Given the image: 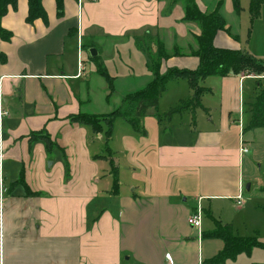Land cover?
<instances>
[{
  "label": "crops",
  "instance_id": "1",
  "mask_svg": "<svg viewBox=\"0 0 264 264\" xmlns=\"http://www.w3.org/2000/svg\"><path fill=\"white\" fill-rule=\"evenodd\" d=\"M195 2L202 13L219 12L225 19L227 30L217 32L214 45L241 50L232 27L251 0ZM42 7L45 20L27 22V0H18L0 19L11 33L9 40L0 38V264H165L167 255L175 264H264L261 240L248 252L216 262L224 243L207 236L218 223L231 225L215 218L212 203L235 201L231 187L244 182L249 152L241 148H248L246 134L257 129H245L247 105L264 88L253 85L252 73L205 78L200 84L208 91L201 106L185 108L165 123L159 114L148 116L154 109L141 118L139 130L116 117L105 145V123L94 133L72 118L119 108L124 95L152 79L149 54L154 52L140 60L119 58L125 67L142 65L143 81L135 90L122 89L130 74L126 68L108 67L109 91L99 65L89 69L90 47L82 42L107 40L114 60L141 36L162 32L185 39L201 29L184 21L181 0H64L59 16L55 0H42ZM79 51L84 71L77 76ZM100 55L97 51L91 58L99 57L106 67L108 53ZM197 65L196 56L177 53L162 61L160 73ZM246 79L251 82L245 92ZM180 84L185 91L175 107L192 95L186 80ZM138 137L151 148L149 165L145 160L139 167L143 178L129 192L118 187L112 193L108 160L102 156L108 148L133 167L128 156ZM256 184L264 191V180ZM196 207L199 228L187 222ZM231 227L235 236L246 238L239 227Z\"/></svg>",
  "mask_w": 264,
  "mask_h": 264
},
{
  "label": "trees",
  "instance_id": "2",
  "mask_svg": "<svg viewBox=\"0 0 264 264\" xmlns=\"http://www.w3.org/2000/svg\"><path fill=\"white\" fill-rule=\"evenodd\" d=\"M17 1L0 0V19L10 7L15 8ZM63 1L55 0L58 16L63 12ZM181 1L184 3V21L194 22L201 29V33L195 38L197 49L193 52V55L198 59L197 67L195 69L168 68L164 73H160V66L162 61L167 59L168 52L162 44H159L157 54H149V69L153 76L152 79L142 88L124 95L119 108L101 116L78 115L72 118L76 122L90 126L94 133L100 132L102 130V123H105L107 127L104 133L105 145H107L111 137L112 122L116 117L123 118L135 130H139L141 118L146 115L149 109H157L160 96L170 80L185 79L189 88L192 90V95L186 102H181L178 106L171 108L167 112L168 116L174 113H180L185 108L194 109L201 106V96L208 89L203 87L200 81L209 76L224 77L229 74L245 75L264 71V64L247 52L214 45L213 40L217 32L226 30L225 19L218 12L202 13L198 9L195 0ZM263 1L251 0L249 12L252 17L256 15ZM27 3L28 13L26 20L28 23H32L38 18L42 20L46 19V13L42 7V0H27ZM10 37L11 33L0 26V38L9 40ZM98 72L105 79L108 90L111 91L113 88V77L100 67H98ZM247 113L249 114V121L245 127L246 130L264 127V88L254 101L247 105ZM44 141L47 145L51 143L48 137H45ZM102 157L108 160L109 172L112 175L111 191L112 193H116L119 189L117 166L108 148ZM207 236L221 238L224 243L222 250L214 258L216 262H221L227 258H234L240 252H248L260 242L256 237L243 238L235 236L230 224L218 223L217 228L208 232Z\"/></svg>",
  "mask_w": 264,
  "mask_h": 264
},
{
  "label": "rangeland",
  "instance_id": "3",
  "mask_svg": "<svg viewBox=\"0 0 264 264\" xmlns=\"http://www.w3.org/2000/svg\"><path fill=\"white\" fill-rule=\"evenodd\" d=\"M219 13V12H218ZM220 14V13H219ZM221 15V14H220ZM222 16V15H221ZM223 17V16H222ZM224 18V17H223ZM226 27V24H225ZM235 33L238 35V41L240 45V49L242 51L247 52L251 56H253L256 60L264 64V1L260 4L258 12L256 15L250 14L248 8L243 9L240 12V15L235 19L234 25L232 27ZM227 30V29H226ZM224 31V30H222ZM197 36H190L185 39H177L171 33H162L158 32L156 34H152L150 36H141L138 41H134L133 44L130 43L129 45L123 47L119 55L116 56V59L110 56V50H113L112 43H107V40L103 41H96V42H82L86 47L94 48L100 52V57L104 55V52L108 53V58L106 67H103L102 60L98 58L90 59L91 63L88 64L90 67L89 69L93 70V67L99 65L101 69H108L111 67L112 69H122L126 68V73L129 72L127 82L122 86V89H132L135 90L140 85V82L143 81L144 72H140L142 70V65L140 63H135L131 66H126L127 63H120L119 58H127V59H136V57L140 59L147 57L146 52H154L157 54L159 44H162L165 50L168 52L167 59L173 57L177 53L184 54L185 56L193 55V52L197 49V42L195 40ZM86 43V44H85ZM96 47V48H95ZM178 47V49H177ZM117 48H121L118 46ZM123 50L126 51V56H124ZM151 50V51H150ZM85 52V49H84ZM83 54H86L83 53ZM89 57L90 55L87 54ZM194 56V55H193ZM91 57V56H90ZM103 58V57H102ZM89 59V58H88ZM127 61V60H126ZM95 62V63H94ZM120 65V67L118 66ZM132 69V70H129ZM93 72V71H92ZM112 74H115V71H109ZM259 74H264V71L261 73H252L250 76H255ZM101 80V77H98ZM215 78V77H213ZM212 78V80H213ZM215 80V79H214ZM251 82V80H245L243 84V89L246 92L247 82ZM174 82H179L178 86L180 88H175ZM180 82H185V80H174L168 82L166 85L167 88L165 89L162 97L160 98L159 104L157 109L151 110L149 113L151 117L157 118V114H159L160 118L163 119V123L169 121L172 116H177L174 113L170 116L167 115V112L174 108L176 103V98L178 95H183L185 91V87L181 88ZM260 83L262 88L264 87V79H252L253 85L256 83ZM261 88V89H262ZM260 89V90H261ZM119 89L115 91L114 95L111 97L113 98L118 94ZM245 94V93H244ZM246 96V95H245ZM179 105V104H178ZM121 106V104H120ZM119 106V107H120ZM117 107V106H116ZM242 115V114H241ZM244 118V117H243ZM145 135L144 133H141ZM141 138L143 136L138 135ZM248 136V154H245L246 161H244V192L243 197L247 198L248 200L245 201L243 206H238L234 200L230 199H221L216 200L212 204L213 213L215 218L220 220L222 219L223 222H230L231 225L239 227L240 233L245 237H256L258 240L264 242V191L260 190L257 191L255 188L257 186L256 181L263 182L264 180V128H257L252 130L246 134ZM148 144V143H147ZM151 148L149 145L146 146V142L140 138H137V145L131 154L128 156L130 159H134V168L127 167L123 165L121 159L122 154L112 157L115 161L117 166V178L118 187L121 188V193L129 192L131 187L134 186V181H141L140 178H143L142 172L140 171V165L144 164L146 160L149 165L150 157L147 158L149 151ZM120 162V163H119ZM136 173V176H133V173ZM252 184L251 190H246V184ZM258 187V186H257ZM232 188V195L235 197L238 193V186L236 185L234 190ZM229 193V190H227ZM109 209H111L109 207ZM112 210V209H111ZM113 212V210H112ZM117 213V212H116ZM113 214L115 219H119V217ZM206 217L204 218V220ZM123 221V220H122ZM247 226V227H245Z\"/></svg>",
  "mask_w": 264,
  "mask_h": 264
},
{
  "label": "built area",
  "instance_id": "4",
  "mask_svg": "<svg viewBox=\"0 0 264 264\" xmlns=\"http://www.w3.org/2000/svg\"><path fill=\"white\" fill-rule=\"evenodd\" d=\"M79 58H78V69H79V72H78L77 76H79L82 73V71H84V67L82 66V62H81L80 51H79ZM253 77L256 78V79L262 80V79H264V74H259V75L253 76ZM241 151H242V153H246L248 150H247L246 147L242 146ZM244 189H245L244 184L240 181V183L238 185V193L234 197L235 202H236L237 205H242L243 204V192H244ZM200 221H201V209L199 207H196L195 212L191 213L188 216L187 222H188V224L190 226L199 228ZM165 259H166L165 264H175L173 262L172 258L169 255H167L165 257Z\"/></svg>",
  "mask_w": 264,
  "mask_h": 264
},
{
  "label": "water",
  "instance_id": "5",
  "mask_svg": "<svg viewBox=\"0 0 264 264\" xmlns=\"http://www.w3.org/2000/svg\"><path fill=\"white\" fill-rule=\"evenodd\" d=\"M88 53L91 57H94L97 55V51L94 48H89ZM246 189H249V184L246 185Z\"/></svg>",
  "mask_w": 264,
  "mask_h": 264
}]
</instances>
